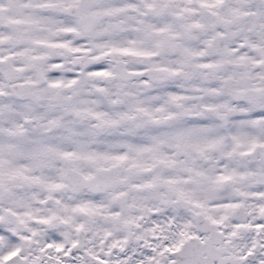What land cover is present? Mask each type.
I'll list each match as a JSON object with an SVG mask.
<instances>
[{
    "label": "snow or ice",
    "instance_id": "obj_1",
    "mask_svg": "<svg viewBox=\"0 0 264 264\" xmlns=\"http://www.w3.org/2000/svg\"><path fill=\"white\" fill-rule=\"evenodd\" d=\"M0 264H264V0H0Z\"/></svg>",
    "mask_w": 264,
    "mask_h": 264
}]
</instances>
